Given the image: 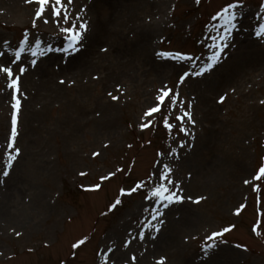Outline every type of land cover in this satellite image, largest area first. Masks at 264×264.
Masks as SVG:
<instances>
[{
  "label": "rangeland",
  "instance_id": "1",
  "mask_svg": "<svg viewBox=\"0 0 264 264\" xmlns=\"http://www.w3.org/2000/svg\"><path fill=\"white\" fill-rule=\"evenodd\" d=\"M226 2L74 0L73 16L79 13L88 27L82 50L72 56L45 52L31 57L26 49L21 58L28 68L21 78L26 98L16 139L20 156L9 177L0 174V264H99L97 253L113 241L117 250L110 255L116 264H128L132 255L138 264H156L161 257L166 264H264V237L251 231L264 210V180L257 182L260 204L253 185L244 184L264 165V38L254 35L264 0H245L225 58L181 87L182 98L192 104V135L169 134L161 114L153 128L140 129L158 90L175 88L188 68L187 62L181 65L157 53L209 54L207 45L216 34L212 26L219 23L212 17ZM36 8L26 0H0V50L14 52L25 33L29 46L37 38L45 49L63 46L51 20H39L33 28ZM30 59L37 61L34 67ZM110 92L120 99L113 100ZM221 96L226 97L222 104ZM12 103L0 79V145L10 136ZM173 147L176 155H167ZM6 151L0 147V173ZM158 159L172 168L182 195L206 199L157 205L163 213L162 224L153 221L158 233L144 227L151 217L143 209L152 206L143 199L144 191L123 197L114 212L102 215L119 189L146 179L159 167ZM117 168L125 172L103 182L101 190H85ZM82 171L88 175L81 176ZM241 204L247 207L236 216ZM232 224L235 229L222 238L227 243L217 240L205 257L207 236ZM140 231L145 239L124 249L121 242ZM85 237L86 245L71 248Z\"/></svg>",
  "mask_w": 264,
  "mask_h": 264
},
{
  "label": "snow or ice",
  "instance_id": "2",
  "mask_svg": "<svg viewBox=\"0 0 264 264\" xmlns=\"http://www.w3.org/2000/svg\"><path fill=\"white\" fill-rule=\"evenodd\" d=\"M26 3L36 4L37 8L34 12L33 18V28H35L36 22L42 20L44 24H48L51 20L58 29L59 36L62 37L64 44L62 47L53 48L49 45L46 49L41 47V40L39 38L35 39L34 45L29 46L28 34L25 33L23 39L19 42V46L14 52H10L8 47L5 50H0V79L4 82V90L10 94L11 100L14 103L11 104L12 115L10 124V136L6 141V145H0V147H6V160L4 163V168L2 176L7 178L10 175V170L13 168L14 162L20 156V149L16 146V139L18 136V118L21 111V100L26 98L22 94L21 90V78L28 71V68L21 63L22 54L25 53L26 49L30 53L31 57H36L37 55L43 56L45 52H62L66 55L72 56L79 53L84 47V42L86 40V32L88 30L87 22L83 20L82 16L77 13L73 16V5L74 0H26ZM195 3L199 5L201 0H195ZM245 6V0H227V2L221 6L212 19L219 21L218 24L213 25V31L216 33L211 36V43L207 45L209 54L203 58L200 56H193L182 52H158L157 55L162 59L174 60L181 65L185 62L188 63V68L183 70L182 74L178 75L177 85L175 88L164 85L161 87L157 95L154 98L153 103L147 108L143 114V119L140 123L141 131L153 128L155 124V117L157 114H161L163 117V127L167 130L169 134H172L174 130L178 133H182L185 137L192 135L189 132L188 125H194L195 121L192 118V104L191 102L185 101L181 95V87L185 82L191 77H202L206 73L211 72L222 59L225 58V52L230 47L233 38L234 31L237 30V20L238 16L243 15V8ZM239 10V11H238ZM83 12V9L80 10ZM256 20L260 21L254 29V35L260 39L264 38V2L259 4L258 10L256 12ZM208 39V38H206ZM5 46H10L9 41L4 42ZM106 51V49H105ZM200 62L199 67L197 62ZM37 61L35 59L29 60L30 66H35ZM61 84L65 81L61 80ZM109 96L118 101L119 96L113 95L111 92ZM226 97L221 96L219 98V103H224ZM187 104V107H185ZM175 120L176 123L171 121ZM185 144L180 142L178 147L183 148ZM107 147V145H105ZM129 148L132 145H128ZM177 149L175 147L171 148L167 155L175 156ZM159 157H163L165 153H157ZM93 156H101L100 152H94ZM156 164L159 167H155L154 171L148 175L146 179L134 183L133 186L125 188H120L117 198L110 203L108 211L102 213V215L107 216L109 213L114 212L118 206L123 203V197H131L133 194L144 191L145 195L143 199L145 201L151 202V207H145L143 211L148 212L151 217L144 227L151 229L152 231L159 232L160 228L157 223L153 221H158L162 224L163 221L159 218L163 215L160 207L157 205H162L164 208L169 207V205L183 203L185 199L192 201L196 204L201 203L202 200L206 199L204 196L193 199L191 196L185 197L181 194L182 189H180L179 184L172 178V168L168 164L163 163L162 159H158ZM124 168H117L115 171L104 174L100 177V183L92 185L90 187L81 186L85 188L86 191H99L103 187V182L110 181L114 179L118 174L124 173ZM81 176H86L88 173L81 172ZM264 180V165L260 166L258 171L252 176L251 179H245V185H253V191L257 194V203H262L260 198L261 186L259 183ZM4 181L0 180V184ZM247 204L239 205L235 210V215L240 216L245 210ZM257 220L251 226V231L257 237H264V231H262V225H264V210L257 213ZM236 225L232 224L230 226L224 227L222 230L213 231L206 238V246L203 249L205 257L208 253L217 247V240H221L223 243H227L226 240L222 238L227 234L231 233L235 229ZM17 236L22 235V233L17 232ZM144 240L145 232H138L137 237H132L130 239L123 240L122 247L128 249L135 239ZM155 239V237H153ZM88 238H79L71 244V248L74 250L80 249L82 246L86 245ZM113 245H108L101 249L97 255L99 257V264H116L115 260H112L111 255L117 249ZM236 248H242L243 251H248L247 247L237 244ZM72 256L76 253L72 252ZM128 264H138V258L136 255H132L129 258ZM156 264H166V258L161 257L156 261Z\"/></svg>",
  "mask_w": 264,
  "mask_h": 264
}]
</instances>
